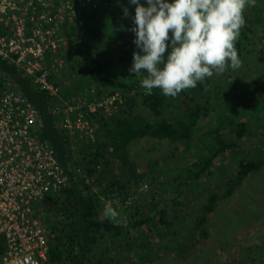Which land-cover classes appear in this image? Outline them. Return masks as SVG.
<instances>
[{
    "label": "trees",
    "instance_id": "trees-1",
    "mask_svg": "<svg viewBox=\"0 0 264 264\" xmlns=\"http://www.w3.org/2000/svg\"><path fill=\"white\" fill-rule=\"evenodd\" d=\"M77 1L80 18L75 21L65 18L46 24L56 29L54 38L66 45V49L62 47L59 52L61 57L64 55L63 72L60 75L70 79L77 77L75 82L69 80V83L63 84L58 75L53 73L55 84L59 85V80L62 84L58 94L51 95L40 89L33 77L22 75L14 64L2 58L0 70L13 78L38 109L42 121L39 137L51 145L59 163L70 176L69 185L46 195L35 205L38 217L47 229L50 264H118L123 262L122 258H129L127 252L132 250L138 254L140 248L137 241L126 239L125 231L129 227L145 224L155 215L148 211L146 216L138 217L135 212V216L124 221L123 212L117 211L120 214L118 223L107 219L102 213L105 204L103 196L114 193L115 185L118 186L119 195L128 193L130 185L136 189V184L143 181H151L157 190L163 191L170 188L176 189V192L189 190L191 193L196 189L199 192L196 194L209 191L204 207H211L218 199L216 188L226 176L222 169L215 179L213 164L216 157L227 151L233 154L238 163L229 181L233 185L240 183L250 172L264 167V75L262 72L261 75H255L254 72L262 67V62L256 61L255 54L250 55L248 49L254 26L258 25L257 30L261 32L260 52L264 51V0H256L260 5L255 3L253 10H249L250 6L246 7V23L235 43L238 56L241 54L246 58L247 71L233 72L235 76L229 73V78L234 77L235 80L248 77L252 80L251 85L245 83V87L239 88L235 81L224 80L223 76L215 80L214 72L212 77L198 82L195 88L181 91L174 98L163 95L159 89H154L150 95L146 94L140 83L146 73L135 76L129 72L133 53L138 51L134 41L129 49H123L125 52H121L117 59H111L116 38L126 31H116L108 43L101 41L105 30L104 27L98 28V25L102 23L107 26V13L101 10L102 1L87 0L86 5H83L84 0ZM78 34H85L84 41L76 38ZM99 38L100 42H96ZM131 38L135 40L136 37L131 35ZM170 48L166 53L171 51ZM89 85L96 87V98L110 95L113 93L112 88L120 89L122 94L120 100L123 109L110 120L103 117L99 120V134H103L105 139L99 143V151L93 153L94 159L87 160V154L92 153L87 152V148L77 158L78 164L90 172L91 175L86 172L89 179L94 178L100 184L98 192L92 189V182L73 176L68 166L75 148H79L80 139L66 130L61 107L65 99H77L78 96L90 98L92 93L89 95L87 92ZM250 136L262 142L263 146H255L252 155L247 158L248 151L241 142L244 137ZM140 137L169 139L173 145L170 147L171 153L162 158L163 163L169 164V171L157 173L156 168L162 163L159 159L150 161L142 171L136 169L127 146ZM244 145L250 148L248 143ZM107 148L112 150L108 152ZM101 155L106 156L100 160ZM116 157L120 159V167L126 164V169L131 173L126 184L120 179L109 181L106 177ZM100 163L102 168L98 167ZM204 174H207L205 181H201ZM106 181L108 184L102 186ZM232 190L229 187L226 192L231 194ZM164 196L152 206L159 209L160 222L168 227L165 213L170 196ZM173 203L177 207L180 205L178 197H174ZM201 219L200 224L203 222ZM4 245L5 238L0 236V252Z\"/></svg>",
    "mask_w": 264,
    "mask_h": 264
},
{
    "label": "rangeland",
    "instance_id": "rangeland-1",
    "mask_svg": "<svg viewBox=\"0 0 264 264\" xmlns=\"http://www.w3.org/2000/svg\"><path fill=\"white\" fill-rule=\"evenodd\" d=\"M101 1V10H104L105 14L107 13V26H103L102 23L98 25V28L104 27L105 33L104 36L102 35V39L99 38L96 42H100L101 39L103 43H108L116 31L123 29L126 31L116 38L112 46L113 54L111 59L115 60L121 52H125L123 49H129L131 44H133L132 41L134 39L131 38V35L135 36V33L130 29L135 26L136 5L131 4L130 0ZM142 2L145 7L148 6L147 0H142ZM168 2H171V0H168ZM256 3L258 2L256 1ZM70 6H74L77 9L74 13L66 12L61 18V10ZM49 8L55 9L57 15H59L60 18L56 22L65 18L75 21L81 17L78 16L80 6L77 0L73 2L55 0L49 5ZM125 8L128 9L127 17L124 15ZM249 10H253L251 6ZM257 28H259L258 25H255L248 49L250 55L255 54L256 61L262 62V67L259 68L258 72H254L255 75H261V72L264 75V51L260 52L261 42L259 35H261V32ZM83 36L85 34H78L76 38L84 41ZM138 51L141 50L138 49ZM169 53H165V58ZM141 54L143 53L141 52ZM63 57L64 55L62 54ZM239 59L241 66L236 70L229 68V70L226 69L227 71L225 70L221 74H217L214 71L215 80L223 76L224 80L235 81L239 88L245 87V83H250L251 85L252 80L248 79V77L236 80L234 77L229 78L230 72L247 71L248 64L246 58L239 54ZM143 73L140 75H143ZM61 75V77H57L62 80L63 84L69 83V80L75 82L77 79V77H74L72 80L66 78L63 74ZM233 75L235 76L236 74L233 73ZM85 80L86 78L83 77V81ZM59 81L57 82L61 85L62 83ZM95 88L89 85L87 91L89 95L92 93V96H97ZM110 111L113 114L114 108H110ZM105 113V110L100 109L93 115L96 117L92 116L90 118V124L96 127L94 129V133L96 134L101 130L98 121L101 117H105ZM75 115H67L68 121L72 120L73 117L75 118ZM65 119L63 118V121L66 122ZM66 130L71 135L75 133L73 136H77L76 132H71L68 128ZM80 140L79 148H75V154L72 155L71 161L75 168L79 166L82 169L83 167L78 164L77 158H80L78 155L85 150L88 141L85 138ZM245 143H248L250 148L245 146ZM261 143L255 140L253 136L243 138L241 145L248 151L246 154L247 158L252 155L255 146H263ZM96 146L99 149V145H90V148ZM171 146L173 145L169 139L140 137L132 140L127 148L130 159L138 171L145 169L146 164L150 161L159 159L160 163H162L156 169L157 173L160 174L170 169L169 164L163 163L162 158L171 153ZM87 148L89 149V146ZM108 150L110 152L109 148ZM91 151L96 153L94 148ZM104 160L106 159L104 158ZM119 164L120 162L113 159L110 164V173L106 177L108 180L110 179L109 181L120 179L122 183L126 184L129 181L131 173L126 169V164H122V168ZM237 165L238 163L235 161L233 154H230L229 151L214 159L213 169L215 171V179L222 169L226 172V176L222 178V184L216 188L218 199L211 207H204L208 201L209 191H206L207 193L204 194H196L199 193L196 189L193 190L195 194L189 192V190H186V192L182 190L181 192H176L174 188L163 191L157 190V186H154L151 181H143L136 184V189L130 185L128 193L119 195L118 186L115 185L114 193L103 196V203L105 204L102 213L104 214L106 206H110L118 212H123L124 221L129 220L135 214L141 217L146 216L147 214L145 213L148 211L155 213L157 208L152 206L153 203L160 202L164 195L165 198L170 196L169 201L166 203L168 210L165 213L168 227L160 222V213L156 214L153 219L145 222V224L139 225V227H129L125 231L126 239L137 241L140 248L137 251L138 254H135L132 250L129 253L127 252L129 258L124 260L122 258L121 261L123 262L118 264H264V167L250 172L240 183L233 185L229 181L232 178L233 172L236 171ZM205 175L207 174L202 176L203 180L201 181H205ZM211 178L212 176H210ZM212 179L213 181L215 180L214 178ZM89 182L93 183L92 189L98 192L100 184L95 182L94 178H90ZM107 184L108 181L103 182L102 186ZM229 187L233 189L231 194L226 192ZM152 192L155 194L152 195ZM174 197H178V201L180 202L178 207L173 203ZM182 197H185L187 201ZM201 218L203 219L202 224L199 223Z\"/></svg>",
    "mask_w": 264,
    "mask_h": 264
},
{
    "label": "built area",
    "instance_id": "built-area-1",
    "mask_svg": "<svg viewBox=\"0 0 264 264\" xmlns=\"http://www.w3.org/2000/svg\"><path fill=\"white\" fill-rule=\"evenodd\" d=\"M53 1L0 0V58L14 64L22 75L33 77L51 95L60 91L52 74L61 77L64 59L59 52L66 45L54 38L56 29L46 24L77 9H62L59 17L49 8ZM116 97L65 99L61 107L67 123L63 124L71 132L91 130L90 118L101 108L109 112ZM69 114H76L75 118L68 121ZM41 126L38 109L0 70V236L5 238L0 264H50L47 229L35 205L69 185L70 176L51 145L40 139ZM68 166L74 173L82 171L79 166L74 169L71 159Z\"/></svg>",
    "mask_w": 264,
    "mask_h": 264
},
{
    "label": "clouds",
    "instance_id": "clouds-1",
    "mask_svg": "<svg viewBox=\"0 0 264 264\" xmlns=\"http://www.w3.org/2000/svg\"><path fill=\"white\" fill-rule=\"evenodd\" d=\"M130 3L136 5L135 26L130 30L135 33L134 43L141 51L133 53L129 72L135 76L146 73L140 82L146 94L159 89L163 95L174 98L212 77L214 71L221 74L228 67L236 70L241 66L235 43L246 23L244 11L246 7H254L256 0H147V7L140 0H130ZM124 15L128 16L127 8ZM169 47L171 51L165 58ZM111 91L113 93L105 97L115 94L117 97L110 106L114 113L106 112L103 117L107 120L123 109L120 89ZM98 124L100 127L99 121ZM90 126L91 130L76 132V135L88 141L87 152H92L93 148L98 152L97 146L90 148V145H99L105 138L103 134L94 133L96 127ZM93 153L87 154V160L94 159ZM106 155H101L100 160ZM114 160L120 162L117 157ZM82 167L80 172L74 167L73 176L89 182L91 174ZM98 167L102 168V164ZM158 212L157 208L152 213L156 216ZM104 216L114 224L119 222L120 214L110 206L105 207Z\"/></svg>",
    "mask_w": 264,
    "mask_h": 264
},
{
    "label": "bare ground",
    "instance_id": "bare-ground-1",
    "mask_svg": "<svg viewBox=\"0 0 264 264\" xmlns=\"http://www.w3.org/2000/svg\"><path fill=\"white\" fill-rule=\"evenodd\" d=\"M70 3V2H69ZM63 6V5H62ZM56 7H59V6H56ZM55 8V7H54ZM63 8V7H62ZM67 7H65V9H66ZM61 39V38H60ZM63 42V41H62Z\"/></svg>",
    "mask_w": 264,
    "mask_h": 264
}]
</instances>
